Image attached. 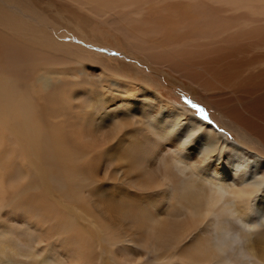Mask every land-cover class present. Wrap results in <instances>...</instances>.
Wrapping results in <instances>:
<instances>
[{
	"label": "bare ground",
	"instance_id": "1",
	"mask_svg": "<svg viewBox=\"0 0 264 264\" xmlns=\"http://www.w3.org/2000/svg\"><path fill=\"white\" fill-rule=\"evenodd\" d=\"M42 1L0 0V264H264V0ZM64 13L180 73L243 143L74 48Z\"/></svg>",
	"mask_w": 264,
	"mask_h": 264
},
{
	"label": "rangeland",
	"instance_id": "2",
	"mask_svg": "<svg viewBox=\"0 0 264 264\" xmlns=\"http://www.w3.org/2000/svg\"><path fill=\"white\" fill-rule=\"evenodd\" d=\"M46 4L45 1L41 0L42 7H46ZM48 9L51 18H58L55 8L49 7ZM65 17L71 20L72 25L58 23L61 25V34H65L64 36L75 34L79 36L80 40L81 38L83 40V42L80 41L81 44H74V48L81 47L82 50L92 56L106 57V60L122 64L126 67V70H131L132 73L139 71L141 73L138 75L139 80L141 81L143 77L148 78L147 81L152 82V88L161 91L162 97L168 99L171 104L192 112L207 125H214L219 131L227 132L231 140H239L243 143L238 129L231 125L226 117L214 109L210 103L200 98L190 88V82L183 78L180 73L174 72L168 67L151 64L150 60L142 54L135 53L132 49L125 47L120 37L114 33L115 31L106 25L102 26V24L97 22V19L90 15L76 13L75 17L70 18L64 13L63 19H60V21H67ZM49 34L51 33L49 32ZM135 74L136 72L132 75ZM201 92L200 90V95Z\"/></svg>",
	"mask_w": 264,
	"mask_h": 264
}]
</instances>
